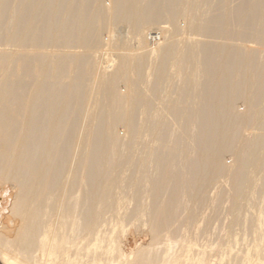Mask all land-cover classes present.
I'll use <instances>...</instances> for the list:
<instances>
[{"label":"bare ground","instance_id":"obj_1","mask_svg":"<svg viewBox=\"0 0 264 264\" xmlns=\"http://www.w3.org/2000/svg\"><path fill=\"white\" fill-rule=\"evenodd\" d=\"M6 185L0 264H264V0H0Z\"/></svg>","mask_w":264,"mask_h":264},{"label":"rangeland","instance_id":"obj_2","mask_svg":"<svg viewBox=\"0 0 264 264\" xmlns=\"http://www.w3.org/2000/svg\"><path fill=\"white\" fill-rule=\"evenodd\" d=\"M181 19H183V18H181ZM170 23H168V22H163V23H160V25H169ZM157 26H159V24L158 25H156V26H154L153 27V29L151 28L150 29V35L149 36H155L156 38H158V30H157ZM118 31H120V32H125V29L122 27V26H118L117 28H116ZM124 30V31H123ZM155 34H157V35H155ZM149 39H151V42H154V39L153 38H150L149 37ZM251 45H255L256 46V44L255 43H251ZM172 81H173V79H172ZM240 101V102H239ZM238 101V103H239V105L241 106V109L242 110H244V108H245V106H244V103H243V100H239ZM118 130L120 131V133L121 134H123L124 133V127H122V125H120V126H118ZM227 154V155H226ZM225 155H226V159L230 162V160H231V154L230 153H226ZM226 180V178L224 177H222L221 178V181H220V183H222V184H224V185H226V186H228L227 184H228V182H226L225 181ZM224 182V183H223ZM226 182V183H225ZM261 182V181H260ZM220 183H219V185H220ZM7 186V191H6V193H5V195H3V194H1L0 193V220L1 219H3L4 217H5V215L6 214H8V210H9V208H10V204L9 203H11L10 201H11V194H10V191L12 190V189H10V187H9V185H6ZM9 191V192H8ZM213 191V190H212ZM8 192V193H7ZM262 193V192H261ZM260 192L259 193H257L256 194V196L258 197L259 195H260V197H255V200L251 203V205L250 206H247L245 209H244V214H250V215H253V214H259V211L261 212V211H264V199H262L261 200V198H263L262 197V194H261ZM7 195V196H6ZM10 195V196H9ZM9 196V197H8ZM5 204V205H4ZM133 204H134V201L133 200H130V201H128L127 203L125 202L124 203V206L123 207H120V213L119 214H115L114 213V216H112L113 218H116V216L115 215H117L118 217H123V218H126V221H125V229H126V232L125 231H123V232H121L120 233V231H119V229H117V231L119 232V234H120V240H121V247H122V249L125 251V252H129V251H131L132 249H134L135 247H136V245L137 244H141V245H143V246H147L149 243H150V241H151V234L149 233V231L147 230V228H146V226L144 225V227H141L142 225H136L135 223H134V219L132 220V219H129V217H127L128 215L126 214V216L124 215L125 213V208L126 207H132L133 206ZM228 202L226 201V202H223V204L221 205V213H220V217H218V219H215V220H213L212 221V224H211V226L212 225H214V226H212V227H215L214 228V230H216L217 232H221L222 233V235L221 236H223V231H225V230H221V227H223L224 225H226L228 222L227 221H229V217H230V215L228 214V213H226V207H228ZM260 204V205H259ZM2 205V206H1ZM254 205V206H253ZM258 205V206H257ZM262 205V206H261ZM7 206H9V207H7ZM211 206V205H210ZM209 205H208V207L206 206V208H205V212L204 213H202V215H201V219H202V216H203V214L204 215H210L212 212L210 211L211 210V207H210ZM257 206V207H256ZM261 206V207H260ZM8 208V209H7ZM210 208V209H209ZM224 209V210H223ZM260 209V210H259ZM222 210H223V212H222ZM256 210V211H255ZM259 210V211H258ZM204 211V210H203ZM250 212V213H249ZM252 212H253V214H252ZM255 212V213H254ZM206 213V214H205ZM262 213V215H264V212H261ZM223 216H222V215ZM107 215H110L111 216V213H108ZM225 215V216H224ZM223 218V219H222ZM261 218L264 220V216H261ZM222 219V220H221ZM224 219H225V222H224ZM218 222H217V221ZM216 221V222H215ZM199 222V221H198ZM202 222V223H201ZM200 223H201V226H202V224L204 223L203 222V220L201 221ZM222 222V223H221ZM214 223V224H213ZM216 223V224H215ZM219 223V224H218ZM224 223V224H223ZM218 224V225H217ZM238 225V227H236V225H235V229L234 230H236L235 231V233H237V237H240L239 238V241H243L242 240V235H244V226H242V224H237ZM217 226V227H216ZM242 226V227H241ZM138 229H137V228ZM211 227V228H212ZM140 228V229H139ZM216 228H220V229H216ZM224 229H225V226L223 227ZM241 228H243V229H241ZM121 229V228H120ZM213 229V228H212ZM145 230V231H144ZM147 230V231H146ZM221 230V231H220ZM238 230H239V232H238ZM211 231H213V230H211ZM216 231H213V232H211V236L213 237H215L217 234H219V233H216ZM112 232V231H111ZM141 232V233H140ZM216 234H215V233ZM249 232V233H248ZM123 233V234H122ZM248 235L250 236L249 238H248ZM244 237H246L247 239H250V240H248L249 242L250 241H252V239H253V235H252V232H250V229L249 230H247V232L245 233V236ZM203 239H205V238H203ZM200 240V242H202V241H204V240ZM241 239V240H240ZM142 242H143V244H142ZM242 242H239V244H241Z\"/></svg>","mask_w":264,"mask_h":264}]
</instances>
